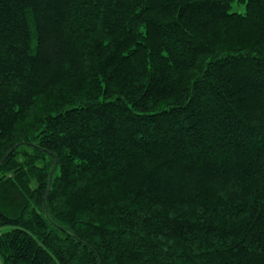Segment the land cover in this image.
Instances as JSON below:
<instances>
[{
    "label": "trees",
    "instance_id": "trees-1",
    "mask_svg": "<svg viewBox=\"0 0 264 264\" xmlns=\"http://www.w3.org/2000/svg\"><path fill=\"white\" fill-rule=\"evenodd\" d=\"M3 228L0 264H264V0H0Z\"/></svg>",
    "mask_w": 264,
    "mask_h": 264
},
{
    "label": "rangeland",
    "instance_id": "rangeland-1",
    "mask_svg": "<svg viewBox=\"0 0 264 264\" xmlns=\"http://www.w3.org/2000/svg\"><path fill=\"white\" fill-rule=\"evenodd\" d=\"M231 11H235V12H244V5H238L237 3H233L231 6ZM7 230L6 228L0 229V233Z\"/></svg>",
    "mask_w": 264,
    "mask_h": 264
},
{
    "label": "water",
    "instance_id": "water-1",
    "mask_svg": "<svg viewBox=\"0 0 264 264\" xmlns=\"http://www.w3.org/2000/svg\"><path fill=\"white\" fill-rule=\"evenodd\" d=\"M50 179H51V175H50ZM46 215H48V213H46Z\"/></svg>",
    "mask_w": 264,
    "mask_h": 264
},
{
    "label": "bare ground",
    "instance_id": "bare-ground-1",
    "mask_svg": "<svg viewBox=\"0 0 264 264\" xmlns=\"http://www.w3.org/2000/svg\"><path fill=\"white\" fill-rule=\"evenodd\" d=\"M51 177H52V175H51Z\"/></svg>",
    "mask_w": 264,
    "mask_h": 264
}]
</instances>
